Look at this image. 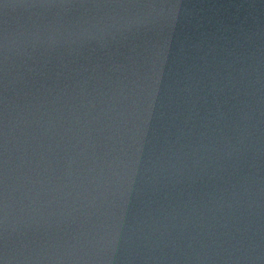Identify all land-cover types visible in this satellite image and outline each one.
<instances>
[{"label":"water","instance_id":"obj_1","mask_svg":"<svg viewBox=\"0 0 264 264\" xmlns=\"http://www.w3.org/2000/svg\"><path fill=\"white\" fill-rule=\"evenodd\" d=\"M0 264H264V0H0Z\"/></svg>","mask_w":264,"mask_h":264}]
</instances>
